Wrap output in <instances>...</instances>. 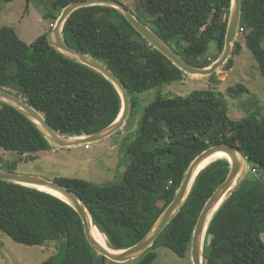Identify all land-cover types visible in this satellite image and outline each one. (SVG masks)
I'll return each instance as SVG.
<instances>
[{
	"label": "trees",
	"instance_id": "1",
	"mask_svg": "<svg viewBox=\"0 0 264 264\" xmlns=\"http://www.w3.org/2000/svg\"><path fill=\"white\" fill-rule=\"evenodd\" d=\"M72 1L55 0L54 5L63 9ZM230 4L231 0H137L133 12L185 59L203 67L213 63L224 48ZM241 6L239 32L264 76V0H242ZM48 34L28 44L12 30L0 33V88L12 91L11 86H18L17 95L64 136L92 134L111 124L122 110L115 85L55 49ZM62 34L71 46L102 60L122 79L132 99L130 118L138 93L180 82L185 75L115 7L93 5L74 10ZM212 41L217 53L204 56ZM241 48V43L235 42L234 53ZM233 61L231 57L224 67L230 68ZM12 63L16 70L9 73ZM233 89L237 94L249 92L241 83ZM171 99L192 105L156 110L143 130L141 117L137 133L127 145L130 162L120 182L98 185L79 177L55 180L82 197L111 248L124 249L152 229L201 152L216 144L238 146L260 177L241 179L214 213L206 232L204 264H264V119L231 118L226 98L213 89H195ZM162 100L158 93L153 103ZM197 100L213 103L224 120L217 124L216 113L193 105ZM52 146L34 121L0 100V148L35 154ZM230 167L228 158H219L199 172L182 209L135 264H154L160 246L180 256L188 254L200 213L227 178ZM2 234L27 245L61 242L62 251L57 253L61 264L112 261L90 245L80 214L66 200L0 179V246ZM56 258L41 264H55Z\"/></svg>",
	"mask_w": 264,
	"mask_h": 264
},
{
	"label": "rangeland",
	"instance_id": "2",
	"mask_svg": "<svg viewBox=\"0 0 264 264\" xmlns=\"http://www.w3.org/2000/svg\"><path fill=\"white\" fill-rule=\"evenodd\" d=\"M55 0H11L0 2V33L9 29L17 33L25 43H32L39 36L49 33L56 23V16L62 10L54 5ZM132 11L136 9L137 0H120ZM135 13V12H134ZM58 18V17H57ZM242 48L238 54L233 53V64L220 67L215 77L210 75H193L185 73L180 82L165 84L138 93V104L132 117L112 135L90 143L91 147L79 144L71 147L53 145L48 150L37 153L21 154L0 148V167L23 175H37L54 180L60 177H79L98 185L120 182L130 162L126 153L127 145L137 133L141 117L146 107L153 103L160 93L163 100L173 96H186L195 89H213L220 92L228 102V114L233 119L251 117L264 119V76L252 51L247 47L243 34L238 32L235 42ZM216 42L212 41L208 52L217 53ZM16 70V64L7 68L9 73ZM239 83L249 92L237 94L233 89ZM14 93H20L18 86L10 87ZM257 179L259 173L246 163L239 181L245 177ZM0 246V264H41L44 260L56 256L55 264H61L62 245L51 241L45 245H27L2 234ZM192 250V247H191ZM180 256L166 246L157 248L158 256L154 264H193L192 251ZM137 259L127 262L108 261L107 264H135Z\"/></svg>",
	"mask_w": 264,
	"mask_h": 264
},
{
	"label": "water",
	"instance_id": "3",
	"mask_svg": "<svg viewBox=\"0 0 264 264\" xmlns=\"http://www.w3.org/2000/svg\"><path fill=\"white\" fill-rule=\"evenodd\" d=\"M241 3L242 0H231L224 48L213 63L203 67L192 64L185 59L172 45L155 32L150 25L141 21L136 14L120 0H75L66 5L61 14L58 16L54 27L48 34L51 45L66 56L83 63L104 75L115 85L122 99V110L117 119L97 132L78 136H64L49 123L39 110L34 108L24 98L14 92L0 88V100L16 107L28 118L34 121L52 145L59 147H71L102 140L117 132L126 124L131 114L132 99L122 79L112 69H110L106 63L93 55L84 53L74 48L65 40L62 30L67 18L74 10L93 5L115 7L123 13L130 24L133 25L151 45L161 51L175 65L185 71V73L193 75H211L217 72V70L222 67L234 53V44L239 32L241 21ZM190 105H192L190 102H178L172 99L152 103L145 110L142 118L141 129H144L149 118L158 109L179 108ZM193 105H202L212 109L217 115V124H220L224 120L223 113L218 111L213 103L208 100H197L193 103ZM218 152L228 154L227 158L231 164L230 172L225 181L221 183V185L213 192L204 205L195 225L191 244L193 264H204V243L208 225L219 206L239 182L242 170L247 163L246 156L238 146L226 143L216 144L201 152L191 162L175 197L162 212L152 229L139 242L124 249L106 247L94 236L92 232V218L85 201L79 194L65 186L63 183L56 181L55 179H46L37 175H23L6 170L2 167H0V179L36 187L38 189H40L38 186H43L46 189L54 191L55 193L50 191L48 192L66 200L80 214L86 237L90 245L98 254L103 255L112 261L127 262L129 260L136 259L153 245L155 239L161 231L182 209L197 175L203 168H205L203 167L200 169L201 164L210 156Z\"/></svg>",
	"mask_w": 264,
	"mask_h": 264
},
{
	"label": "bare ground",
	"instance_id": "4",
	"mask_svg": "<svg viewBox=\"0 0 264 264\" xmlns=\"http://www.w3.org/2000/svg\"><path fill=\"white\" fill-rule=\"evenodd\" d=\"M228 154L224 153V152H218L213 154L212 156H210L208 159H206L200 166V169L207 166L209 163H211L214 160H217L219 158H227ZM40 189L45 190V191H50L55 193L54 191L50 190V189H46L43 186H38ZM93 222V220H92ZM92 232L94 234V236L106 247H111L108 238L106 237V235L95 225V223L93 222V229Z\"/></svg>",
	"mask_w": 264,
	"mask_h": 264
},
{
	"label": "built area",
	"instance_id": "5",
	"mask_svg": "<svg viewBox=\"0 0 264 264\" xmlns=\"http://www.w3.org/2000/svg\"><path fill=\"white\" fill-rule=\"evenodd\" d=\"M85 144V147H90V143H84Z\"/></svg>",
	"mask_w": 264,
	"mask_h": 264
},
{
	"label": "crops",
	"instance_id": "6",
	"mask_svg": "<svg viewBox=\"0 0 264 264\" xmlns=\"http://www.w3.org/2000/svg\"><path fill=\"white\" fill-rule=\"evenodd\" d=\"M91 147V146H90Z\"/></svg>",
	"mask_w": 264,
	"mask_h": 264
}]
</instances>
